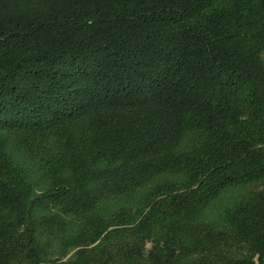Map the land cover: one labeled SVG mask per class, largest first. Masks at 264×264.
I'll return each mask as SVG.
<instances>
[{"label": "trees", "instance_id": "obj_1", "mask_svg": "<svg viewBox=\"0 0 264 264\" xmlns=\"http://www.w3.org/2000/svg\"><path fill=\"white\" fill-rule=\"evenodd\" d=\"M0 264H264V0H0Z\"/></svg>", "mask_w": 264, "mask_h": 264}]
</instances>
